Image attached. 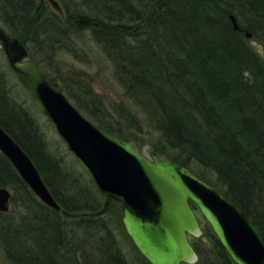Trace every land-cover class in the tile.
<instances>
[{"label":"trees","instance_id":"trees-1","mask_svg":"<svg viewBox=\"0 0 264 264\" xmlns=\"http://www.w3.org/2000/svg\"><path fill=\"white\" fill-rule=\"evenodd\" d=\"M58 2L61 15L35 0H0V20L84 118L121 140H134L142 128L155 134L152 152L210 172L211 183L197 178L217 189L264 241V61L248 43L264 49V0ZM83 35L110 63L134 108L121 117L132 123L128 139L103 120L88 93L69 90L50 68L60 51L75 57ZM12 80L0 66V128L31 160L58 210L40 203L0 154V188L11 195L10 209L0 213L6 264H126L106 227L121 226L118 204L49 153L37 123L15 100ZM190 245L196 264H233L207 224Z\"/></svg>","mask_w":264,"mask_h":264},{"label":"water","instance_id":"water-1","mask_svg":"<svg viewBox=\"0 0 264 264\" xmlns=\"http://www.w3.org/2000/svg\"><path fill=\"white\" fill-rule=\"evenodd\" d=\"M43 1V0H41ZM58 15L55 0H45ZM8 68L37 111L51 124L95 190L119 206L120 224L147 264H196L189 238L202 235L193 205L233 264H264V241L250 221L217 189L162 151L143 156L131 140L107 134L84 118L27 59V50L0 26ZM0 154L46 207L58 210L28 156L0 128ZM10 192L0 188V213Z\"/></svg>","mask_w":264,"mask_h":264},{"label":"rangeland","instance_id":"rangeland-1","mask_svg":"<svg viewBox=\"0 0 264 264\" xmlns=\"http://www.w3.org/2000/svg\"><path fill=\"white\" fill-rule=\"evenodd\" d=\"M39 2V0H35ZM60 9L61 6L58 0H55ZM47 5V3H45ZM49 7V6H48ZM51 10V9H50ZM52 11V10H51ZM53 12V11H52ZM0 26L3 27V23L0 20ZM249 46L251 49L256 52L261 59L264 61V49L256 42L249 41ZM75 51L76 56L72 57L64 51H60L54 58H52L51 69L55 71V76L61 78V80L69 84L68 89L71 90L74 87L81 90L82 93H88L89 98L97 104L101 113L103 114V120L111 125V127L119 128L123 133V137L128 139L126 132L130 133L133 131L131 121H124L121 117H125L128 109H134L132 105L128 102V99L124 98L123 89L117 83L113 75V69L110 63L102 57V54L99 50L89 41L86 35L78 38L75 42ZM34 56V54H33ZM27 59L29 60L28 56ZM40 63V62H39ZM0 66L5 71L8 77H11L12 72L7 66L3 53L0 49ZM45 72V67H41ZM11 73V74H10ZM48 74L51 75L50 72ZM53 75V74H52ZM56 78V77H55ZM61 80H56V84L61 85ZM11 85H14L15 100L17 103L23 105V107L29 111L32 118L37 123L40 132L43 134L44 140L47 144V149L49 153L54 156L63 167L64 170L72 172L74 174H82L87 180L88 178L80 169L72 155L66 150L64 144L55 134L51 124L46 120L35 108L33 103L27 97L23 88L15 80L11 81ZM55 86V85H54ZM57 86H55V89ZM58 91V90H57ZM61 93V92H60ZM71 104V103H70ZM72 105V104H71ZM73 106V105H72ZM74 107V106H73ZM137 120H141V115H135ZM134 132V131H133ZM146 129L142 128L141 134L134 136L136 142L143 143L142 146H137L139 152L149 158L152 153L151 142L155 138V134L151 133L149 136L146 134ZM129 140V139H128ZM161 151V150H159ZM164 152V151H162ZM166 155L167 153L164 152ZM168 156V155H167ZM196 177H201L204 181L211 183L214 179V176L205 170L199 169L197 167H192L189 170ZM90 182V181H89ZM91 183V182H90ZM93 186V185H92ZM95 189V188H94ZM10 192V191H9ZM97 192V191H96ZM98 193V192H97ZM99 194V193H98ZM103 197V196H102ZM190 205V204H189ZM10 209V207H9ZM195 216L198 220L199 227L203 229L204 224H206L202 218L199 216L197 210L194 211ZM104 222H107L111 219L108 215L103 217ZM106 224V227L113 233L114 242L116 247L125 261L126 264H145V261L141 259L136 250L131 245L129 239L124 234V231L120 225ZM108 225V226H107ZM199 239L189 238V243L194 242ZM199 244H202V247L207 250L208 245L205 239H202ZM205 250L204 253L205 254ZM205 257V255H204ZM208 257V256H206ZM0 264H6L2 251L0 248Z\"/></svg>","mask_w":264,"mask_h":264},{"label":"flooded vegetation","instance_id":"flooded-vegetation-1","mask_svg":"<svg viewBox=\"0 0 264 264\" xmlns=\"http://www.w3.org/2000/svg\"><path fill=\"white\" fill-rule=\"evenodd\" d=\"M39 2L41 3V4H45L46 2H45V0H43V1H41V0H39ZM190 206V205H189ZM191 207V206H190ZM192 209V208H191ZM193 212H194V210H193Z\"/></svg>","mask_w":264,"mask_h":264}]
</instances>
